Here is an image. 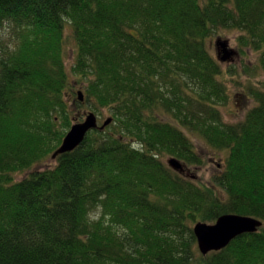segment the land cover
<instances>
[{
    "label": "trees",
    "instance_id": "obj_1",
    "mask_svg": "<svg viewBox=\"0 0 264 264\" xmlns=\"http://www.w3.org/2000/svg\"><path fill=\"white\" fill-rule=\"evenodd\" d=\"M225 30L264 74V0H0V264H264V88L223 120L222 75H241L211 51ZM104 110L106 129L16 178ZM192 135L223 155L207 180L167 163L205 164ZM226 213L263 225L203 254L194 225Z\"/></svg>",
    "mask_w": 264,
    "mask_h": 264
},
{
    "label": "rangeland",
    "instance_id": "obj_2",
    "mask_svg": "<svg viewBox=\"0 0 264 264\" xmlns=\"http://www.w3.org/2000/svg\"><path fill=\"white\" fill-rule=\"evenodd\" d=\"M237 34L238 32L235 30H225L221 35H216L212 37L209 41L212 53L214 55L218 54L215 42L219 37L229 39L230 46L237 50ZM65 52V62L67 64V67H71L74 61L73 44L71 42L66 46ZM256 58L257 53H250V55L247 57L239 51L238 54L236 52L234 55L231 56L230 59L226 60L223 63L225 70H227V68H229L230 66H236L237 68H239V73H241L240 76H238L237 74L236 77L228 75L227 73L222 75V78L227 84L226 87L229 94L228 104L220 106V108L222 109L223 120L225 122L235 123L241 121L245 117L246 112L255 104V101L251 98V95H249V86L255 85L264 88V74H260L257 77L253 76L251 77L252 80H249V75L243 70L244 63H252V61H254ZM236 79H240V83H236ZM68 97L70 99L69 102L71 105V109L72 111H74V113L86 111L87 106L85 105L80 108L78 106H73L71 100L73 98V92H70ZM107 116H111L107 110H104L102 114L98 113L100 122L104 121ZM187 134L189 133L187 132ZM191 138L193 139L196 150H198V152L205 157L206 161L205 164L201 166H194L193 168L188 169V173L190 174V176H196V179L198 180H207L210 178L213 172L218 171V162H223V155L218 153L217 150L213 149L206 142L201 141L195 136L192 135ZM56 163L57 160L50 156L42 162H39L36 165L32 166L30 169L17 173L16 178L21 179L25 176H28V174H30L34 170L54 166L56 165Z\"/></svg>",
    "mask_w": 264,
    "mask_h": 264
},
{
    "label": "water",
    "instance_id": "obj_3",
    "mask_svg": "<svg viewBox=\"0 0 264 264\" xmlns=\"http://www.w3.org/2000/svg\"><path fill=\"white\" fill-rule=\"evenodd\" d=\"M216 44L219 47V57L222 61L230 59L236 53L235 49L230 48L228 39L219 38ZM221 50L224 52L223 55ZM79 97L81 100L84 99L81 91L79 92ZM112 121L113 118L109 117L100 125L98 115L95 112H89L84 120L73 124L64 137L62 144L53 153V157L57 158L60 154L75 150L84 142L91 130L104 129ZM169 164L177 170H185L184 164L178 158H170ZM262 225L263 221L257 217L226 213L213 223L197 222L194 226V231L201 252L207 254L211 251L225 248L232 240L243 233L256 232Z\"/></svg>",
    "mask_w": 264,
    "mask_h": 264
},
{
    "label": "flooded vegetation",
    "instance_id": "obj_4",
    "mask_svg": "<svg viewBox=\"0 0 264 264\" xmlns=\"http://www.w3.org/2000/svg\"><path fill=\"white\" fill-rule=\"evenodd\" d=\"M184 175H187L188 174V172H185V173H183Z\"/></svg>",
    "mask_w": 264,
    "mask_h": 264
}]
</instances>
